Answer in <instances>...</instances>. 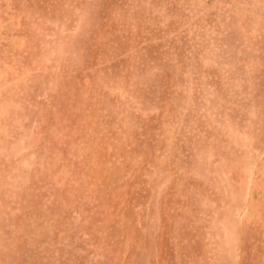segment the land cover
I'll return each instance as SVG.
<instances>
[{
	"label": "rangeland",
	"instance_id": "rangeland-1",
	"mask_svg": "<svg viewBox=\"0 0 264 264\" xmlns=\"http://www.w3.org/2000/svg\"><path fill=\"white\" fill-rule=\"evenodd\" d=\"M0 264H264V0H0Z\"/></svg>",
	"mask_w": 264,
	"mask_h": 264
}]
</instances>
